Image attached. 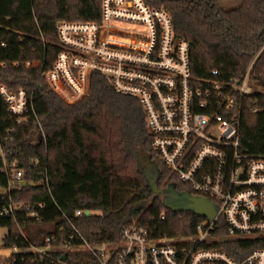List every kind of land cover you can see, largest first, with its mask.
<instances>
[{
	"label": "trees",
	"instance_id": "16d2710c",
	"mask_svg": "<svg viewBox=\"0 0 264 264\" xmlns=\"http://www.w3.org/2000/svg\"><path fill=\"white\" fill-rule=\"evenodd\" d=\"M145 1L169 12L178 37L190 43L195 77L241 80L249 72L255 92L244 111L239 150L264 154V0H241L232 8L222 7L218 0ZM101 2L0 0V62L42 60L45 71L50 69L59 53L58 23L98 21ZM215 70L220 76L212 75ZM0 83L12 91L34 92L36 113L19 123L0 101V189L10 184L4 159L23 171L19 189L0 192V208L12 198L43 218L38 222L23 210L0 220V228L9 230L4 248L22 250L10 256L9 264H42L40 256L26 248L43 246L52 236L58 239L56 245L64 243L76 236L73 225L92 244L119 241L123 228L134 221L157 225L169 237L195 232L201 217L167 208L140 168L141 152L157 169L158 190L165 183L163 188L191 193L149 147L152 136L139 101L95 75L89 94L80 102L67 103L50 88L41 70L24 65L0 66ZM251 107L263 111L253 114ZM39 124L46 141L39 139ZM32 159L39 165L30 167ZM77 210L91 215L75 218ZM163 213L165 220L160 219ZM239 244L249 254L264 248V239ZM224 247L233 249L229 244ZM90 259L87 253L67 254L68 264H87Z\"/></svg>",
	"mask_w": 264,
	"mask_h": 264
},
{
	"label": "built area",
	"instance_id": "2783aa9c",
	"mask_svg": "<svg viewBox=\"0 0 264 264\" xmlns=\"http://www.w3.org/2000/svg\"><path fill=\"white\" fill-rule=\"evenodd\" d=\"M57 36L59 53L50 69L45 71L42 60L0 66L41 70L50 88L68 103L89 94L95 75L106 78L115 91L142 105L152 136L149 147L159 160L217 212L213 219L201 217L190 235L169 237L157 225L134 221L123 228L119 241L92 244L73 225L76 236L68 241L56 245L52 236L26 251L39 255L42 264H68L63 256L69 252L87 253V264H264V248L246 254L248 249L239 246L240 241L264 239V154L239 150L244 111L255 92L249 72L241 80L195 77L190 43L178 37L169 12L145 0H102L98 21H61ZM0 101L19 123L36 116L34 92L12 91L0 83ZM262 111L251 107L253 114ZM38 135L46 141L40 124ZM4 163L10 184L0 192L10 194L20 188L23 171L6 159ZM37 165L38 159L29 163ZM23 210L43 222L38 211L12 198L0 208V220ZM86 212L77 210L75 218ZM160 219H166L165 213Z\"/></svg>",
	"mask_w": 264,
	"mask_h": 264
},
{
	"label": "rangeland",
	"instance_id": "374dc122",
	"mask_svg": "<svg viewBox=\"0 0 264 264\" xmlns=\"http://www.w3.org/2000/svg\"><path fill=\"white\" fill-rule=\"evenodd\" d=\"M218 1L221 4V6L224 8L235 7V6L239 5L241 2V0H218ZM254 89H255V87H254ZM80 101H78V102H80ZM75 103H77V102H75ZM139 157L141 159H143V154L141 152L139 153ZM143 164H144L145 168L144 167L142 168V164L139 161L140 168L146 174L150 184L157 190V188H156L157 170H156L155 166L152 165V163H150V162H148V163L145 162L144 160H143ZM164 185H165V183L162 184L161 189L158 191V193L163 198L165 204L168 207H172V208H183L181 205L175 203L176 197H179L178 194L176 193V191L171 186L163 188ZM8 232H9V230L7 228H0V264H9V262L7 260L10 258V256L16 252H19V250L5 249L4 248L3 240L7 236Z\"/></svg>",
	"mask_w": 264,
	"mask_h": 264
},
{
	"label": "water",
	"instance_id": "95a60500",
	"mask_svg": "<svg viewBox=\"0 0 264 264\" xmlns=\"http://www.w3.org/2000/svg\"><path fill=\"white\" fill-rule=\"evenodd\" d=\"M143 160L147 163L150 162L148 159H145V158L140 159V162L142 164V168L144 167ZM156 181H157V179H156ZM171 187L175 190L174 186H171ZM158 191L159 190L157 189V193H158ZM176 193L178 194V196L187 197L188 203L186 205H181L183 208H172V207H168L165 204L167 208L175 210L177 212L192 211L193 213H195L199 217H205V218H210V219H213L215 217L216 212H217V207L210 200L193 196L191 193H178L177 191H176ZM90 215H91V212L87 211L86 216H90ZM66 258H67V256L64 255L63 260H66Z\"/></svg>",
	"mask_w": 264,
	"mask_h": 264
},
{
	"label": "flooded vegetation",
	"instance_id": "af4514ba",
	"mask_svg": "<svg viewBox=\"0 0 264 264\" xmlns=\"http://www.w3.org/2000/svg\"><path fill=\"white\" fill-rule=\"evenodd\" d=\"M175 203L179 205H186L188 203V199L187 197L179 196V197H176Z\"/></svg>",
	"mask_w": 264,
	"mask_h": 264
}]
</instances>
